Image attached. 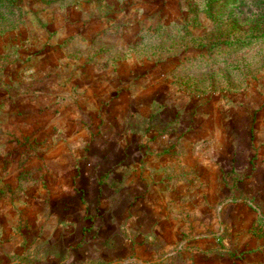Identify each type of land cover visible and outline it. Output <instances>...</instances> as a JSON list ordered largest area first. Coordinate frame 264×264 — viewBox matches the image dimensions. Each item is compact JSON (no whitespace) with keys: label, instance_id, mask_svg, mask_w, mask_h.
Instances as JSON below:
<instances>
[{"label":"rangeland","instance_id":"rangeland-1","mask_svg":"<svg viewBox=\"0 0 264 264\" xmlns=\"http://www.w3.org/2000/svg\"><path fill=\"white\" fill-rule=\"evenodd\" d=\"M122 90L124 97L144 94L134 101L138 112L150 101L149 121L161 106L177 119L204 117L203 136L227 137L221 148L234 160L251 156L264 179V0H0V183L13 175L0 184V224L7 220L0 235L26 233L43 214L53 160L68 173L84 171L107 132L102 112L119 103ZM133 117L132 124L146 125L140 114ZM257 183L251 196L228 202L244 203L255 219L248 231L262 235L264 182ZM213 223L191 225L172 246L164 243V264H203L210 260L206 247H230L217 239L230 227ZM199 232L216 238L198 240ZM241 245L233 253L239 264L262 261L260 247L244 253L249 242ZM101 260L92 264H113Z\"/></svg>","mask_w":264,"mask_h":264},{"label":"crops","instance_id":"crops-1","mask_svg":"<svg viewBox=\"0 0 264 264\" xmlns=\"http://www.w3.org/2000/svg\"><path fill=\"white\" fill-rule=\"evenodd\" d=\"M123 92L116 98L121 105L102 112L107 115L101 116L103 132H107L100 134L102 148L85 159L89 162L84 171L75 167L68 173L61 161L53 160L60 168L56 171L52 162L48 166L52 169L46 171L43 214L28 223L26 233L18 230L17 236H10L9 229L1 230L0 264H92L98 259L113 264H164L163 258L168 256L163 254L164 243L172 246L191 231V225L198 223L206 229L213 222L220 228L230 227L222 235L221 229L217 233L218 241L223 238L230 247H206L203 250L210 260L206 257L208 262L203 264H216L217 257L222 259L217 264H239L233 253L244 242H249L241 249L244 253L260 247L256 252L262 261L250 264H263L264 233L248 231L255 219L248 208L243 210L244 203L228 202L231 195L251 196L256 183L264 182L253 170L257 167L252 157L234 160V153L221 148L228 144L227 137L206 139L203 130L209 125L204 117L199 123L191 118L177 119V112L171 114L161 106L155 109L154 120L149 121L150 101L139 112L138 101H134L144 94L126 92L128 96L124 97ZM133 114H140L146 125L132 124ZM193 125H198L200 131L192 133ZM8 172L1 185L13 176ZM29 185L33 189L36 186L34 181ZM51 197L56 200L49 203ZM31 204L33 210L35 202ZM216 209L218 217L214 215ZM1 221L2 228L7 220ZM206 234L199 232L196 236L204 242L215 240L214 234ZM259 239L261 243L254 245Z\"/></svg>","mask_w":264,"mask_h":264}]
</instances>
